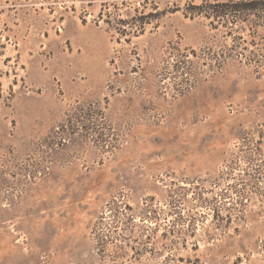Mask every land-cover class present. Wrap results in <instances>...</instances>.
Here are the masks:
<instances>
[{"label": "rangeland", "instance_id": "rangeland-1", "mask_svg": "<svg viewBox=\"0 0 264 264\" xmlns=\"http://www.w3.org/2000/svg\"><path fill=\"white\" fill-rule=\"evenodd\" d=\"M0 0V264H264V18Z\"/></svg>", "mask_w": 264, "mask_h": 264}, {"label": "trees", "instance_id": "trees-1", "mask_svg": "<svg viewBox=\"0 0 264 264\" xmlns=\"http://www.w3.org/2000/svg\"><path fill=\"white\" fill-rule=\"evenodd\" d=\"M194 13L217 20L233 29L238 20H246L250 14L264 18V0H228L214 3L192 4Z\"/></svg>", "mask_w": 264, "mask_h": 264}]
</instances>
